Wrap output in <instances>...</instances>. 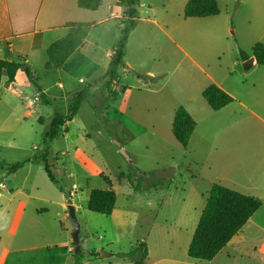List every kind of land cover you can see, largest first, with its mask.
<instances>
[{"label": "rangeland", "instance_id": "374dc122", "mask_svg": "<svg viewBox=\"0 0 264 264\" xmlns=\"http://www.w3.org/2000/svg\"><path fill=\"white\" fill-rule=\"evenodd\" d=\"M117 1L105 0L104 5L119 11ZM187 2L142 0L139 17L150 21H141L131 33L125 68L113 85L125 88V93L119 91L104 110L92 93L77 116L66 123L63 129L67 130L47 148L58 185L64 191L48 178L39 161L43 150L38 149H42L45 126L54 112L67 113L69 101L59 100L50 106L36 101L38 90L24 73L18 76L17 94H9L0 105V186L32 195L28 213L47 207L52 216L60 211L61 197L69 193L68 200L78 206L81 264H134L120 259L119 254L129 252L139 242L148 247L145 264H264V256L257 253L264 232L252 226L243 227L233 238V248L226 247L211 261L195 260L187 254L212 186L211 169L193 159L195 146L207 154L210 145L219 143L226 154L221 156L217 171L240 182L257 176V165L264 170V121L238 102L264 119V66L256 61L248 64L254 59V45L264 44V0H218L220 14L206 18H185ZM121 23L111 20L97 28L91 38L100 35L105 47L117 46ZM104 27L110 33L103 31ZM241 51L251 57L242 60ZM47 74L44 68L39 69L34 79L48 84L52 78ZM215 82L236 99L226 117L219 115L218 123L203 114V109L213 113L202 93ZM180 106L197 122L186 148L172 133L175 111ZM230 116L237 122L233 123ZM39 117L44 118L45 125ZM217 125L220 131L209 129ZM231 148L235 150L232 161L227 160ZM23 161L29 162L14 173L2 168ZM130 171L138 176L155 172L167 184L163 189L137 192L118 178L121 172ZM111 187L117 193L113 214L91 212V190ZM4 193L0 197L2 240L16 236L21 245L44 244L47 230L38 224L32 228L21 225L16 235L3 233L8 208L16 204ZM258 218L264 224V211ZM67 227L73 250L65 251V259L73 264L76 252L70 217ZM49 232L55 236L54 242L63 235L59 228ZM243 236L245 240H240Z\"/></svg>", "mask_w": 264, "mask_h": 264}, {"label": "crops", "instance_id": "0c3cea01", "mask_svg": "<svg viewBox=\"0 0 264 264\" xmlns=\"http://www.w3.org/2000/svg\"><path fill=\"white\" fill-rule=\"evenodd\" d=\"M104 4L105 1L98 10L89 11L80 9L77 5V0H0V59L21 61L23 63V69L21 67L18 71L14 83L7 85V76L2 77L0 105L6 100L9 94H17L16 86L18 76L19 74H24L27 67L30 68L33 78L37 75V70L45 69V64L48 61L47 48L52 43L67 35L68 28L66 24L70 22L93 24L86 37L85 44L73 53L61 68L50 71L46 70L48 72L47 75L52 78L50 83L44 85L41 80H35L37 85L53 103H57L59 100H63L64 102L66 100L68 102L73 94L94 84L95 81L100 79L107 72L110 56L117 46L105 47L100 35L91 38V34L97 28H102L111 20H121L122 22L125 19L121 7H119V11H116L113 6L109 5L105 7ZM140 8H143V4L140 5ZM141 14L144 15L145 11L143 10ZM144 20L150 21V19L144 18L143 16L139 17L134 30ZM122 28L123 25L121 23L117 29V33L120 32L121 34ZM103 31L110 33L108 27H104ZM253 62H255V59L251 63ZM213 84L218 85L228 94L233 95L222 84L217 82ZM112 90L118 92L123 91L124 93L126 91L125 88L123 89L119 86H113ZM96 91L97 87H95L94 92ZM35 100L40 102L38 92ZM238 102L240 106L247 109L252 115L264 121L258 114L250 110L247 104L242 101ZM232 104L220 111H212L213 113L203 109V114L212 123H218L219 115L223 114L226 117L228 115L226 112ZM191 115L194 117L193 114ZM230 117L233 123L237 122L236 118ZM209 129H215V131L221 130L218 125ZM194 134L195 131L190 141H192ZM209 150L210 152L208 151L207 154L205 152L203 153L201 147L196 145L193 150V159L196 162L207 165L211 169L212 186L218 183L240 193L258 197L264 201V170L260 165L256 167L258 177H245L243 182H240L230 175L221 174L216 169L220 164L221 156L226 154V150L221 149L219 143L210 145ZM227 152L229 154L227 160L232 161L235 150L231 148ZM237 187H240L241 190H238L239 188ZM4 192L11 195L10 201L14 200L16 204L11 210L8 208V216L5 218L4 226H2L3 233L16 235L21 225L32 228L35 224H38L42 230H47V232L44 233V240L46 242L38 246L18 244L16 236L7 238L4 242L0 235V264H68L65 259V251L68 248L69 251L73 250L67 227V221L69 219L67 206L68 199L71 196L65 197L62 193L63 196L58 202L60 211L55 216H52L51 210L47 207L34 208V210L28 213V204L31 199H34L32 195L24 193L23 191L16 192L13 188L9 189L7 185L2 184L0 186V197L5 195ZM75 207L77 211L78 206L75 205ZM263 211L264 205L250 218L245 226H252L264 232V224L258 218ZM58 228L63 235L59 237V242H54L53 239L55 236L49 231ZM240 240H245V236L241 237ZM235 244L232 239L226 247L233 248ZM257 247H259L257 253L259 252L264 256V240L257 244ZM56 248L64 251H57Z\"/></svg>", "mask_w": 264, "mask_h": 264}, {"label": "trees", "instance_id": "16d2710c", "mask_svg": "<svg viewBox=\"0 0 264 264\" xmlns=\"http://www.w3.org/2000/svg\"><path fill=\"white\" fill-rule=\"evenodd\" d=\"M105 0H77L80 9L96 11ZM142 0H118L117 5L123 9L125 19L122 21L123 28L118 40L117 47L110 56L107 72L94 84L73 94L69 99L67 113L55 111L49 124L45 126L43 134V153L39 161L43 162L45 172L52 183L59 185L50 161V153L47 150L49 144L57 139L64 131L66 123L72 121L78 114L82 104L92 95V89L97 87L94 96L98 97V106L104 110L108 101L118 97L119 92L112 90L113 85L118 83L121 77V69L125 68V56L131 33L136 28L139 18V8ZM220 14L218 0H188L184 9L185 18H206ZM92 23L70 22L66 24L68 33L65 37L52 43L46 50L48 61L45 70L61 68L73 53L84 44ZM252 56L257 64L264 66V44L258 42L254 45ZM240 58L247 61L250 55L240 52ZM21 61H7L0 59V86L2 77L7 76V85L15 82L16 75L22 67ZM28 78L38 90V99L41 103L52 105L41 88L37 85L29 67L25 69ZM203 98L213 111H220L235 102V99L216 84L209 85L202 93ZM39 122L45 125L43 117ZM197 123L186 108L180 106L175 111L172 123V133L176 141L183 147L189 145ZM38 160V158H36ZM29 161L17 162L13 165H2L8 173H14ZM103 176V175H102ZM111 185L108 177L103 176ZM120 180L127 182L135 191L142 192L146 189H163L167 180L159 177L155 172L145 173L138 176L135 172L118 175ZM69 196V193H67ZM117 202V193L113 188L93 189L89 194L88 209L103 216L112 215ZM264 205V201L258 197L246 195L236 190L214 184L209 192L206 206L201 214L198 226L188 247L187 254L190 258L199 261L213 260L241 231L250 218ZM119 258L128 260L134 264H144L148 258V247L145 242H139L129 252L120 253ZM73 264H81L80 250L76 252Z\"/></svg>", "mask_w": 264, "mask_h": 264}, {"label": "water", "instance_id": "95a60500", "mask_svg": "<svg viewBox=\"0 0 264 264\" xmlns=\"http://www.w3.org/2000/svg\"><path fill=\"white\" fill-rule=\"evenodd\" d=\"M255 59V58H254ZM253 61V58L248 60V64H251V62ZM23 69V66H22ZM122 153L128 157L127 153L122 150ZM67 210L69 212V217L73 226V245H74V249L75 252H78L80 250V244H79V238H80V231H81V227H80V223L77 219V215H76V207L72 204V202L69 200V205L67 206Z\"/></svg>", "mask_w": 264, "mask_h": 264}]
</instances>
